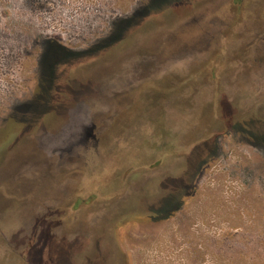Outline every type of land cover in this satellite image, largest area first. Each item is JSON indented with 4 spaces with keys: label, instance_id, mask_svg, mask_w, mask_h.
Masks as SVG:
<instances>
[{
    "label": "rangeland",
    "instance_id": "1",
    "mask_svg": "<svg viewBox=\"0 0 264 264\" xmlns=\"http://www.w3.org/2000/svg\"><path fill=\"white\" fill-rule=\"evenodd\" d=\"M150 3L0 0V264H264V0Z\"/></svg>",
    "mask_w": 264,
    "mask_h": 264
},
{
    "label": "trees",
    "instance_id": "2",
    "mask_svg": "<svg viewBox=\"0 0 264 264\" xmlns=\"http://www.w3.org/2000/svg\"><path fill=\"white\" fill-rule=\"evenodd\" d=\"M167 3L168 0H151L148 10L154 9V6H163ZM140 21L141 17L120 20L117 24V28L107 38L103 39L100 43L93 45L91 48L83 51H75L59 44L56 40H49L42 59L41 78L45 88L43 89V93L47 91V99L48 94L55 87L57 81V70L62 63L68 62L70 60H73L74 58L84 55H93L95 53H98L102 49L111 48L114 44L124 39L127 31L135 25L139 24ZM40 102L44 103V100L42 99ZM257 139L260 142L264 143V134L258 136Z\"/></svg>",
    "mask_w": 264,
    "mask_h": 264
},
{
    "label": "flooded vegetation",
    "instance_id": "3",
    "mask_svg": "<svg viewBox=\"0 0 264 264\" xmlns=\"http://www.w3.org/2000/svg\"><path fill=\"white\" fill-rule=\"evenodd\" d=\"M45 91H46V90H45ZM46 97H47V91L45 92V97H44V98L46 99Z\"/></svg>",
    "mask_w": 264,
    "mask_h": 264
}]
</instances>
